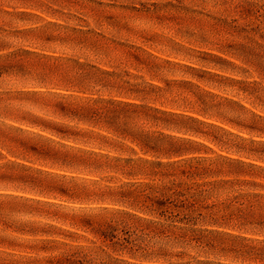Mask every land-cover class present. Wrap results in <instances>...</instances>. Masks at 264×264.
<instances>
[{
	"label": "rangeland",
	"instance_id": "374dc122",
	"mask_svg": "<svg viewBox=\"0 0 264 264\" xmlns=\"http://www.w3.org/2000/svg\"><path fill=\"white\" fill-rule=\"evenodd\" d=\"M0 264H264V0H0Z\"/></svg>",
	"mask_w": 264,
	"mask_h": 264
},
{
	"label": "trees",
	"instance_id": "16d2710c",
	"mask_svg": "<svg viewBox=\"0 0 264 264\" xmlns=\"http://www.w3.org/2000/svg\"><path fill=\"white\" fill-rule=\"evenodd\" d=\"M106 102L107 103H111V104H115L114 102H110L109 100H107ZM119 104H125L127 106L128 105H134V104L128 103V102H126V103H119ZM114 107H118V105L115 104ZM116 109L117 108H113V109L111 108V109H109V108L104 107L103 108L104 111H103L100 108H94V107H92V108H85L84 107V108H82L83 114L75 113V116H78L81 120H85V121L93 120V121H96V122L97 121H100L101 118H102V116L107 117V118L109 117L110 120H112V121H109V122H111V124L114 125L115 124V119H116V117L118 115H113V117H110V116H106V113L111 112V111L115 112ZM75 110H76V112L79 111L78 109H74L73 111H75ZM104 112H106V113H104ZM181 203L184 204L185 202L182 201Z\"/></svg>",
	"mask_w": 264,
	"mask_h": 264
}]
</instances>
